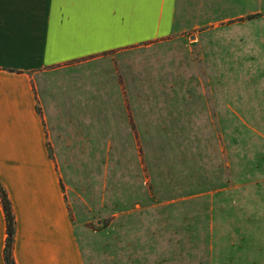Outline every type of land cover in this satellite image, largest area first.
<instances>
[{
    "label": "rangeland",
    "instance_id": "obj_1",
    "mask_svg": "<svg viewBox=\"0 0 264 264\" xmlns=\"http://www.w3.org/2000/svg\"><path fill=\"white\" fill-rule=\"evenodd\" d=\"M195 1L113 58L103 152L49 148L84 264H264V0Z\"/></svg>",
    "mask_w": 264,
    "mask_h": 264
},
{
    "label": "crops",
    "instance_id": "obj_2",
    "mask_svg": "<svg viewBox=\"0 0 264 264\" xmlns=\"http://www.w3.org/2000/svg\"><path fill=\"white\" fill-rule=\"evenodd\" d=\"M234 2L254 14L263 5ZM179 4L0 0V186L14 218V264H84L49 148L59 140L103 152L118 130L105 111L125 104L113 58L173 36ZM5 238L0 206V264Z\"/></svg>",
    "mask_w": 264,
    "mask_h": 264
},
{
    "label": "trees",
    "instance_id": "obj_3",
    "mask_svg": "<svg viewBox=\"0 0 264 264\" xmlns=\"http://www.w3.org/2000/svg\"><path fill=\"white\" fill-rule=\"evenodd\" d=\"M0 206L3 212L5 221V244L3 249L4 264H14L12 258V247L14 242V218L11 211V206L7 195L3 188L0 186Z\"/></svg>",
    "mask_w": 264,
    "mask_h": 264
}]
</instances>
